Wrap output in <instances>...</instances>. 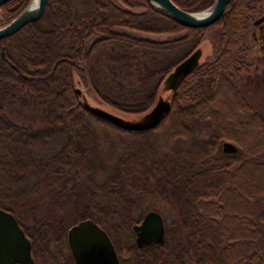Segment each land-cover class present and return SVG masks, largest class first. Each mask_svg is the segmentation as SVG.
<instances>
[{"label":"trees","instance_id":"obj_1","mask_svg":"<svg viewBox=\"0 0 264 264\" xmlns=\"http://www.w3.org/2000/svg\"><path fill=\"white\" fill-rule=\"evenodd\" d=\"M77 1L47 0L39 19L0 39V207L16 217L32 256L74 264L70 254L59 263L49 243L68 217H90L120 264H264V114L241 86L264 94V73L249 68L243 46L258 0H225L211 24L216 55L181 76L161 121L140 131L86 109L72 72L103 103L139 114L207 26L182 25L147 0ZM172 1L185 10L212 2ZM26 2L0 4L1 20ZM13 109L30 111L36 125ZM222 140L237 150L222 152ZM154 195L173 212L162 242L120 239Z\"/></svg>","mask_w":264,"mask_h":264},{"label":"water","instance_id":"obj_2","mask_svg":"<svg viewBox=\"0 0 264 264\" xmlns=\"http://www.w3.org/2000/svg\"><path fill=\"white\" fill-rule=\"evenodd\" d=\"M7 0H0V4ZM47 0H28L13 17L0 25V39L18 30L25 23L40 18ZM152 6L174 18L185 26L200 27L213 24L221 15L225 0L212 2L199 10H185L172 0H147ZM3 55V53H1ZM201 56L199 46L178 60L163 76L153 104L134 118L122 117L97 105L80 99V90L74 88L80 103L91 113L98 115L126 130H146L156 126L169 110V96L175 90L181 76L194 69ZM221 151L233 153L237 146L230 140L220 142ZM134 241L140 246L161 243L164 234L163 217L159 211L150 208L144 211L140 220L130 225ZM67 245L74 264H120L108 234L90 217L76 220L65 231ZM33 264L31 244L13 213L0 207V264Z\"/></svg>","mask_w":264,"mask_h":264},{"label":"rangeland","instance_id":"obj_3","mask_svg":"<svg viewBox=\"0 0 264 264\" xmlns=\"http://www.w3.org/2000/svg\"><path fill=\"white\" fill-rule=\"evenodd\" d=\"M114 1L117 4L122 5V3L119 0H114ZM77 3H78L77 0H71L72 7H76ZM260 3H264V0H258V2L256 3L257 7L255 8L254 12H252V15L250 16V18L248 19V23L246 25L247 27H246L245 34L243 37V46L244 47H248V46L251 47L250 48L251 50L248 48V51H249V54L252 56L257 55V51H256L257 47H255V49H253V41H252V37L250 35V30L256 29V27L252 24V19L257 16V12H258V8H259ZM122 6H124V5H122ZM3 23L4 22L1 20V16H0V25ZM142 35H144V34H142ZM149 35L151 37H153V35H155V34H152V35L149 34ZM155 36H159V37L163 38L167 35L162 34V35H155ZM218 41H219V30H218V28L215 25L207 26L204 33H203L202 38L199 41V44H198V46L201 49V56L199 58V61H206V60L212 59L216 55L217 50H218V46H219ZM256 58L257 59L253 60L252 65H250L249 68L250 69L255 68L254 66L256 65L255 69L257 70V72L258 73H264V53L261 56V58H258V57H256ZM72 81H73V86L80 90V95H79L80 99L84 98L90 104L102 107V108H104L108 111H111L115 114H118L122 117L134 118L137 116V114L125 113V112L119 111V110L103 103L101 100H99L96 97V95L89 89L86 82L75 71L72 72ZM246 81H243V83H241V86L243 87L242 89L244 90V94L246 95L248 100L252 104H254L255 107L257 109H259L260 112H263V114H264V94H263V92L259 89H256L252 83H247ZM9 114L11 115V117H13L15 120H17L19 122H23V123H29L30 122L31 124L36 125V123L33 122L34 117L31 116L30 111H25V112L21 111L20 112L19 109H17V110L13 109V112L9 113ZM220 142H219V144H220ZM143 205L145 206V208L143 209V212L146 211L147 209L153 208L162 214L163 222H164V230L166 227H169L171 225L170 220H171L173 212H172V209L170 207V204L165 199L159 198L158 196L154 195V196H151L149 198H146L144 200ZM75 221H76V219H74L72 217H68V219L65 221L64 230L59 235V238H57V240L51 241L49 243V250L57 256L56 258H57L59 263L63 259L64 255L70 254L69 247H68L67 241H66L65 231H66L67 226L69 224L75 222ZM118 236L120 239L129 237V236L134 239V232L132 231V229L129 225L128 228H124L121 231V233L118 234ZM153 243H158V241L154 240ZM122 254H123V252H120V255H122ZM33 259H34V264H54L50 261H47V259L43 261L42 257H38V258L33 257Z\"/></svg>","mask_w":264,"mask_h":264},{"label":"flooded vegetation","instance_id":"obj_4","mask_svg":"<svg viewBox=\"0 0 264 264\" xmlns=\"http://www.w3.org/2000/svg\"><path fill=\"white\" fill-rule=\"evenodd\" d=\"M260 4H259L257 16L252 19V24L256 27V29L250 30V35L253 41V49L257 47L256 49L257 55L253 56L252 58L253 60H256L257 59L256 57L261 58V56L264 53V3H260ZM246 27L247 26H245L244 28V34H245ZM248 48L250 49L251 47L249 46ZM254 67L256 68V65ZM15 264H18V263H15Z\"/></svg>","mask_w":264,"mask_h":264}]
</instances>
